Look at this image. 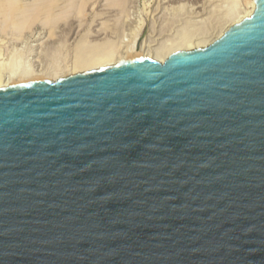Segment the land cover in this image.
Returning <instances> with one entry per match:
<instances>
[{
    "label": "water",
    "instance_id": "95a60500",
    "mask_svg": "<svg viewBox=\"0 0 264 264\" xmlns=\"http://www.w3.org/2000/svg\"><path fill=\"white\" fill-rule=\"evenodd\" d=\"M0 264H264V0L162 63L0 88Z\"/></svg>",
    "mask_w": 264,
    "mask_h": 264
},
{
    "label": "rangeland",
    "instance_id": "374dc122",
    "mask_svg": "<svg viewBox=\"0 0 264 264\" xmlns=\"http://www.w3.org/2000/svg\"><path fill=\"white\" fill-rule=\"evenodd\" d=\"M251 1L123 0L119 4L118 0H18L17 2L24 7H33L32 10L35 13L33 16H36L37 20L32 27L24 24L21 25L22 27L12 26V28L11 24L4 25L3 14L7 12V9L5 0H1L0 74L6 76L11 71L18 73L21 70L30 69L34 73L50 74L49 78L47 77L44 81L52 82L55 81L51 78L52 70L57 68L58 74H62L57 78L66 77L67 75L64 74L71 68L76 53L74 44H77L80 37L82 36V39L87 31L89 32L87 40L99 43L109 41L117 49L124 50L126 47L121 41L130 39L129 35L132 30L142 26L138 46H144L146 43L141 53L143 56L149 51H155V48L157 49L163 44L167 47L178 45L182 43L180 42L181 38L186 36L191 44L207 41L227 28L231 20L238 14L241 15L247 11ZM71 2L75 7L71 5ZM48 3L49 6H47ZM67 5L71 6L69 7L71 10L68 8L70 14L66 23L63 19L55 25L54 23L52 25L44 23L45 25H43L46 16L55 14V12L56 14L60 13L61 8H66ZM31 8L28 9L32 11ZM42 13L43 15H41ZM42 19L44 20L42 21Z\"/></svg>",
    "mask_w": 264,
    "mask_h": 264
},
{
    "label": "bare ground",
    "instance_id": "6f19581e",
    "mask_svg": "<svg viewBox=\"0 0 264 264\" xmlns=\"http://www.w3.org/2000/svg\"><path fill=\"white\" fill-rule=\"evenodd\" d=\"M17 1L16 0H5V8L7 9V12H5V14H3L4 21H5V24L4 25H8V24L10 25L11 24V27L12 26L22 27L21 25H24L25 24L26 26L32 27L34 25V22L37 20V17L36 16H33L35 14L34 11L32 10L33 7L32 8L31 7H28V8H31V10L33 11V13H31L32 11H30V9H28L27 7H24V6L20 5V3H18ZM118 1L120 2V1H123V0H118ZM115 2H117V1H115ZM40 3H42V2H40ZM69 3H70V1H69ZM37 4H39V3H37ZM111 4H110V6H111ZM119 4H121V2ZM43 5H45V4H43ZM49 5L50 4L48 3L47 6H49ZM71 5H73L72 2H71ZM67 6L68 7H66V8L62 7L61 8L62 9L61 12L60 11H59L60 13L57 12L58 14H56V12H55V14H49L48 15L47 14V11L45 10L46 11V14L48 16H46V14L44 13V15L46 16V19L45 20L42 19V21L44 20L43 21V25H45L46 23L47 24L50 23V25H52L54 23V25H55V24H57V22H60L63 19H64L63 21L66 23V21H67V19L69 17V14H70L68 12V10L70 9L69 7H71L69 5H67ZM39 7H41V6H39ZM78 7H80V6H78ZM116 7H118V6H116ZM122 7H123V5H122ZM249 7L250 8L247 11H244L243 13H241V15L238 14L237 17H235L233 20H231V23L227 26V28L223 29L221 32H219V34H217L214 38H212L210 40L208 39L207 41H201V42H197L195 44H191V42H189V38H186L187 37L186 36L185 38L182 37L183 39L181 38L180 42H182V43H180L178 45L171 46V47H167V46H165L163 44L161 46H164V47L159 46L157 49L155 48V51H153V50L152 51H149L148 53H145L144 56L141 53H142V49L144 48V46H145L146 43L144 44V46L143 45H141L140 47L138 46L139 37L141 36V27L142 26L141 27H137L136 29L132 30V32L129 35L130 36V39L121 41V42H124V45H125L124 47H126V49L124 48V50L117 49L115 47V45H113V43L111 44V42H109V41H103V42H100L99 43V42H95V41L94 42H91V40H87V37L89 36V34H87L89 32L87 31L86 34L83 36L82 39H81L82 36L80 37V40L81 41L79 40L77 42V44H74L75 45V48H76V50L74 48V50L76 51L75 56H74V60H73V62L71 64V68L64 75H67L68 76V75H71V74H75V73H79V72H83V71H89V70H93V69H97V68H101V67L113 65V64H116V63H119V62H122V61H126V60H129V59H136V58H151V59H154V60L162 63L170 54H172V53H174L176 51H180V50H192V49H196V48L205 47V46L211 44L216 39H218L222 34H224V32L228 29L229 26L233 25L236 22H240L241 20H243L247 16H250L253 13L254 9H255V0H252L250 2V6ZM38 9H36V10H38ZM52 10L55 11V9H52ZM50 11H51V9H50ZM50 11H48V12H50ZM51 13H52V11H51ZM79 14H81V13L79 12ZM39 15H40V13H39ZM41 15H43V13ZM40 25H42V24H40ZM120 38H121V36H120ZM168 46H170V45H168ZM11 54H12V52H11ZM14 62H13V64H14ZM51 69H53V68H51ZM52 72H53V74H51L52 75L51 78H53L55 80L56 79H60V78H57V77H60L62 74H58L59 71H57V68L53 69ZM49 75H45V74L39 73V72L38 73H34L33 70L31 71L30 69H24V70H21L18 73H16V71H11L6 76L5 75L3 76L2 74H0V88H2V87H10V86H14V85L22 84V83H29V82L42 81V80L44 81L47 77L49 78Z\"/></svg>",
    "mask_w": 264,
    "mask_h": 264
}]
</instances>
